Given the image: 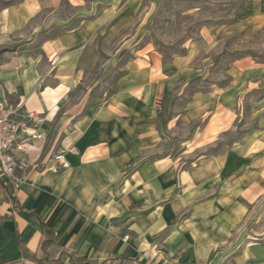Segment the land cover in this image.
Listing matches in <instances>:
<instances>
[{
    "label": "crops",
    "instance_id": "0c3cea01",
    "mask_svg": "<svg viewBox=\"0 0 264 264\" xmlns=\"http://www.w3.org/2000/svg\"><path fill=\"white\" fill-rule=\"evenodd\" d=\"M139 7L140 0H0V100L45 118L23 154L24 182L14 189L0 178V264L43 255L40 224L8 193L53 232L48 252L60 264L70 253L98 263L113 255L140 264L264 262V247L249 235L264 196V93L252 107L257 129L186 163L237 131L240 103L264 90V61H231L223 85L194 92L166 118L168 130L178 121L183 132L171 153L160 152L169 140L160 105L212 67L194 44L170 58L133 51L102 102L88 104L89 89L74 95L100 30L121 39L115 53H125ZM234 22L264 27V0H241ZM218 31L205 32L206 46ZM60 152L64 167L54 160Z\"/></svg>",
    "mask_w": 264,
    "mask_h": 264
},
{
    "label": "rangeland",
    "instance_id": "374dc122",
    "mask_svg": "<svg viewBox=\"0 0 264 264\" xmlns=\"http://www.w3.org/2000/svg\"><path fill=\"white\" fill-rule=\"evenodd\" d=\"M240 6L241 0H140L136 20L128 29V34L133 33L135 36L127 44L126 52L116 55L121 39L115 38L105 29L100 30L92 44V53L86 56L84 80L75 90V97H82L83 92L89 89L88 104L102 102L115 91L116 81L123 73V64L131 59L133 51L155 50L164 58H170L184 54L185 47L190 43L203 54L202 61L212 67L208 69L206 76L192 77L176 97L164 99L160 105L161 121L164 122L174 114L178 115L184 101L191 94L207 91L211 85L225 83L222 75L231 61L245 56L258 62L264 61V27L258 29L245 23L234 22ZM63 12L69 14L71 8L64 4ZM215 27L219 31L214 35L211 44L206 46L203 36L206 31ZM263 93L264 90L253 92L240 103L236 132L224 134L215 148L195 152L188 157L186 163H189L193 156L222 151L230 142L241 138L247 130L257 129V114L253 112L252 107L255 106L254 101ZM174 127L168 130L166 122L163 123V133L169 140L163 143L166 147L160 151L162 154L171 153L183 138L178 121ZM193 128L194 126H191L189 130ZM253 211L254 222L249 221V235L252 236L250 241L264 247V196L254 204ZM47 258L48 261L45 260L44 254L39 260L32 258V264H60V255L54 259L48 252Z\"/></svg>",
    "mask_w": 264,
    "mask_h": 264
},
{
    "label": "built area",
    "instance_id": "2783aa9c",
    "mask_svg": "<svg viewBox=\"0 0 264 264\" xmlns=\"http://www.w3.org/2000/svg\"><path fill=\"white\" fill-rule=\"evenodd\" d=\"M45 118L37 112H20L18 105H8L0 100V178L17 189L25 180L24 170L30 164L23 158L30 148V140ZM62 167L66 164L63 152L54 156ZM21 172V174H18Z\"/></svg>",
    "mask_w": 264,
    "mask_h": 264
},
{
    "label": "trees",
    "instance_id": "16d2710c",
    "mask_svg": "<svg viewBox=\"0 0 264 264\" xmlns=\"http://www.w3.org/2000/svg\"><path fill=\"white\" fill-rule=\"evenodd\" d=\"M8 196L10 197L13 207L18 212L32 215L34 219L40 224L42 231H43V235H44V239L41 244V250H42V253L45 255V258H46L45 260L48 261V258H47L48 250L54 247L53 232L50 229H48L46 225L37 216L25 211L20 206V204L17 202V200L11 195V193H8ZM67 260L69 264H106V263L107 264H122L123 262H136V260H132V259L126 258L121 255H113L110 258H108L106 261L98 263L97 260H91L86 257H78L73 253H70L68 255ZM137 264H140V263H137Z\"/></svg>",
    "mask_w": 264,
    "mask_h": 264
}]
</instances>
